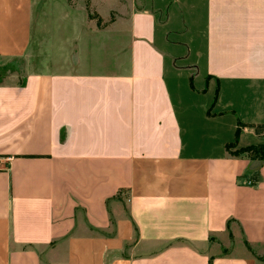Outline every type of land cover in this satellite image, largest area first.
I'll return each mask as SVG.
<instances>
[{"label": "crops", "instance_id": "1", "mask_svg": "<svg viewBox=\"0 0 264 264\" xmlns=\"http://www.w3.org/2000/svg\"><path fill=\"white\" fill-rule=\"evenodd\" d=\"M18 61L0 264H264V0H0Z\"/></svg>", "mask_w": 264, "mask_h": 264}, {"label": "trees", "instance_id": "2", "mask_svg": "<svg viewBox=\"0 0 264 264\" xmlns=\"http://www.w3.org/2000/svg\"><path fill=\"white\" fill-rule=\"evenodd\" d=\"M248 153L251 159H258L260 161H264V145H257L252 146L247 149H244L243 151H239V154ZM237 156L239 155L238 152L235 153ZM234 154V155H235Z\"/></svg>", "mask_w": 264, "mask_h": 264}, {"label": "rangeland", "instance_id": "3", "mask_svg": "<svg viewBox=\"0 0 264 264\" xmlns=\"http://www.w3.org/2000/svg\"><path fill=\"white\" fill-rule=\"evenodd\" d=\"M22 62L18 61V62H14L13 64H8V65H4V66H0V83L4 82V78L7 77L8 73L10 72H15L17 70H19V68L22 66ZM249 156H252V154H250Z\"/></svg>", "mask_w": 264, "mask_h": 264}]
</instances>
